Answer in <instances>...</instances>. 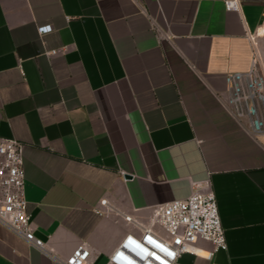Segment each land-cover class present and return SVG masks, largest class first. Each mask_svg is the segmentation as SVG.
<instances>
[{"label": "crops", "instance_id": "obj_1", "mask_svg": "<svg viewBox=\"0 0 264 264\" xmlns=\"http://www.w3.org/2000/svg\"><path fill=\"white\" fill-rule=\"evenodd\" d=\"M225 1L0 0V133L22 145L48 251L0 224V264H58L80 246L109 264L196 183L215 193L227 250L176 264H264V135L247 102L264 0Z\"/></svg>", "mask_w": 264, "mask_h": 264}, {"label": "built area", "instance_id": "obj_2", "mask_svg": "<svg viewBox=\"0 0 264 264\" xmlns=\"http://www.w3.org/2000/svg\"><path fill=\"white\" fill-rule=\"evenodd\" d=\"M225 6L229 11L241 8L238 0H226ZM51 31V26L39 28L41 34ZM255 67L254 59L250 72L253 93L247 100L248 111L252 119L251 133L264 135V79L256 74ZM25 182L21 143L4 138L0 133V224L31 247L48 254L45 243L34 234L27 212ZM106 205L107 200L101 201V206ZM126 221L133 222L131 217H126ZM152 226L159 227L162 232L150 227L125 236L110 255L109 264H176L184 254L211 260L218 251L227 250L217 199L209 183H196L187 199L157 207ZM201 241L212 244V250L202 252L198 248ZM134 250L142 253L145 259L134 256ZM54 259L58 264H90L91 252L80 246L66 260Z\"/></svg>", "mask_w": 264, "mask_h": 264}, {"label": "rangeland", "instance_id": "obj_3", "mask_svg": "<svg viewBox=\"0 0 264 264\" xmlns=\"http://www.w3.org/2000/svg\"><path fill=\"white\" fill-rule=\"evenodd\" d=\"M256 74L264 79V30L254 40Z\"/></svg>", "mask_w": 264, "mask_h": 264}, {"label": "bare ground", "instance_id": "obj_4", "mask_svg": "<svg viewBox=\"0 0 264 264\" xmlns=\"http://www.w3.org/2000/svg\"><path fill=\"white\" fill-rule=\"evenodd\" d=\"M132 254H134V256H136L137 258L144 260L145 257L142 255V253H140L139 251H132Z\"/></svg>", "mask_w": 264, "mask_h": 264}, {"label": "water", "instance_id": "obj_5", "mask_svg": "<svg viewBox=\"0 0 264 264\" xmlns=\"http://www.w3.org/2000/svg\"><path fill=\"white\" fill-rule=\"evenodd\" d=\"M125 178H126V179H131V176L126 175Z\"/></svg>", "mask_w": 264, "mask_h": 264}]
</instances>
